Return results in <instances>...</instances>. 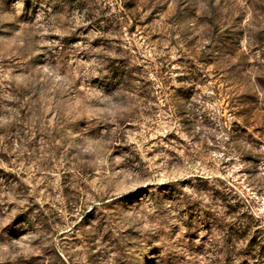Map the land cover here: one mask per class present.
I'll return each instance as SVG.
<instances>
[{"label": "rangeland", "instance_id": "374dc122", "mask_svg": "<svg viewBox=\"0 0 264 264\" xmlns=\"http://www.w3.org/2000/svg\"><path fill=\"white\" fill-rule=\"evenodd\" d=\"M0 264H264V0H0Z\"/></svg>", "mask_w": 264, "mask_h": 264}]
</instances>
